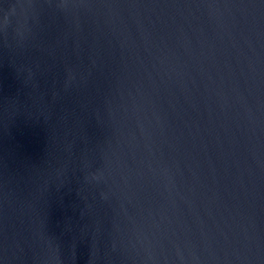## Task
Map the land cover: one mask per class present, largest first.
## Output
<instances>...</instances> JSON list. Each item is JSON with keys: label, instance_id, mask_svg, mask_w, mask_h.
I'll return each mask as SVG.
<instances>
[{"label": "water", "instance_id": "95a60500", "mask_svg": "<svg viewBox=\"0 0 264 264\" xmlns=\"http://www.w3.org/2000/svg\"><path fill=\"white\" fill-rule=\"evenodd\" d=\"M0 264H264V0H0Z\"/></svg>", "mask_w": 264, "mask_h": 264}]
</instances>
